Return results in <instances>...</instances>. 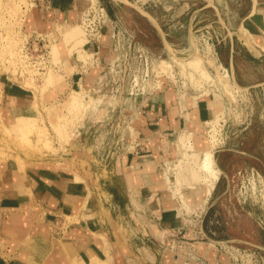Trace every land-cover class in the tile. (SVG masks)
Segmentation results:
<instances>
[{
	"label": "crops",
	"instance_id": "crops-1",
	"mask_svg": "<svg viewBox=\"0 0 264 264\" xmlns=\"http://www.w3.org/2000/svg\"><path fill=\"white\" fill-rule=\"evenodd\" d=\"M89 1L25 0L22 29L52 33L60 41L61 29L77 22ZM124 1L121 7L138 21L121 22L112 15L100 43L83 45L92 51L93 65L83 66L70 53L71 43H59L53 93L65 98L108 89L109 65L119 59L108 39L111 31L118 32L129 53L136 44L148 50L153 46L159 53L188 51V14L212 7L217 18L212 21V58L238 88L249 92L250 124L226 133L212 147L218 171L212 192L204 208L182 215L180 206L192 203L197 169L193 156L185 159L178 136L182 133L196 148L208 143L205 130L220 101L183 95L169 85L139 91L135 97L124 88L113 102L100 101L101 95L85 99L87 112L76 117L54 159L34 157L22 166L11 158L0 160V264H176L173 257L161 256L154 236L177 231L183 220H203L231 174L245 169L264 178V0H201L202 5L186 8L180 17L176 4L135 7ZM0 78L2 123L12 126L18 117H34L33 94L11 77ZM199 123L201 132H192ZM144 240L148 243L142 244Z\"/></svg>",
	"mask_w": 264,
	"mask_h": 264
},
{
	"label": "rangeland",
	"instance_id": "rangeland-1",
	"mask_svg": "<svg viewBox=\"0 0 264 264\" xmlns=\"http://www.w3.org/2000/svg\"><path fill=\"white\" fill-rule=\"evenodd\" d=\"M24 1L0 0V77H11L33 94L34 117H18L12 126H5L0 115V160L11 158L22 166L26 159L34 157L54 159V156L59 154L58 151H61V144L70 137V129L76 117H84L87 112L85 99L92 101L93 98L101 95L103 98L101 97L100 101L113 102L120 95V90L124 88L128 89V95L132 97H135L139 91L151 90L156 86L162 88L163 85L176 86L182 94L193 95L197 99L215 97L220 101V108L215 109L212 119L216 128L212 126L211 133L205 130V135L214 143L212 147L221 142L216 139L220 133L217 130L219 120L225 121L223 130L226 133L234 132L235 129L245 130L249 126L251 117L249 104L252 100L249 92L238 88L212 58L210 43L215 34L212 30V21L217 19L212 7L209 12L203 14L200 13L201 11H196L193 15L191 12L188 14L189 17L191 15L192 20V45L188 51L181 54L171 51L159 53L154 51L153 46H150L148 50L141 48L142 46L138 44L134 45L129 53L126 52L121 36L112 45L111 31L108 39L115 48L116 54L119 55V59L109 65L110 71L107 75L108 89L112 91H106L108 89L105 88L100 91L99 95L88 94V96L80 92L78 94L82 96V102L71 107L68 102L70 96L64 98L60 93L52 92L56 88V83L53 77L48 75L50 72L52 74L55 72L54 66L58 64L60 42L67 43L66 45L71 43V46H68L70 53H75L83 66L93 65L92 51L83 47L86 44V37L80 23L83 9L75 24L61 29V40L58 39L52 43L51 62L54 65L50 66V72L45 76L36 75L33 70L24 66L19 58L20 41L25 32L22 29L23 7L21 6ZM98 1L105 10L107 8L112 10L111 13L107 12L109 19L113 15L117 16L121 22L123 20L138 21L136 14L121 7L125 6L126 3L123 2L126 1ZM129 1L135 7L142 4L166 7L176 4L180 7L178 10H181L178 17L184 15L182 12H185L186 8L199 7L203 4L201 0ZM107 26L110 27V21ZM78 28L83 33L81 48L72 44L79 35ZM49 34L53 36L52 33ZM127 54V61L123 67L120 63H123ZM196 54L199 57L198 69L192 70L177 63L179 62L177 60H185ZM1 97L0 78V103ZM201 128L202 125L199 123L194 125L191 131L201 132ZM188 153L192 151L189 149ZM190 156L189 159H191ZM192 159L195 161L193 157ZM180 207L182 208L179 209L181 214L188 212L191 208L197 212V209L191 207L190 204L185 203ZM194 219L193 221L183 220V225L175 232L162 230L159 236L153 237L161 245L159 246L163 250L161 256L165 259L173 257L176 264H264V178L257 173L242 169L231 174L226 179L221 193L213 198V204L207 210L204 219L200 220V217H194ZM201 225L203 230H201ZM141 243H148V241L144 240ZM165 251L168 253H164Z\"/></svg>",
	"mask_w": 264,
	"mask_h": 264
},
{
	"label": "built area",
	"instance_id": "built-area-1",
	"mask_svg": "<svg viewBox=\"0 0 264 264\" xmlns=\"http://www.w3.org/2000/svg\"><path fill=\"white\" fill-rule=\"evenodd\" d=\"M108 22V14L104 6L98 0H90L88 5L82 10L80 16V23L86 37V43L98 45L101 40L102 31L108 25ZM118 37L117 31L111 32L112 45H114ZM55 41V38L50 36L49 33L37 31L23 32L19 46L20 61L38 75L45 70L46 66L52 67L54 65L51 62V45ZM144 59L146 61V55ZM212 126H215V124H209L208 133L213 131ZM224 126L225 121L219 120L217 130L220 133L216 139L221 142L226 134L225 130H223Z\"/></svg>",
	"mask_w": 264,
	"mask_h": 264
},
{
	"label": "bare ground",
	"instance_id": "bare-ground-1",
	"mask_svg": "<svg viewBox=\"0 0 264 264\" xmlns=\"http://www.w3.org/2000/svg\"><path fill=\"white\" fill-rule=\"evenodd\" d=\"M255 2V1H254ZM28 4V3H27ZM75 24V23H74ZM79 26V24H77ZM75 26V25H74ZM244 28V27H243ZM248 29V28H247ZM78 30V37H76L74 40H73V45H75L77 48L80 46V43H83V38H82V30L80 28L77 29ZM2 32V31H1ZM243 38V37H242ZM86 43V42H85ZM83 45V44H82ZM81 45V46H82ZM80 46V48H81ZM83 48V47H82ZM84 49V48H83ZM18 52V51H17ZM91 53V52H90ZM176 59V58H175ZM198 60H199V57L198 55H192L190 57H187L185 60H177L179 62L177 63H180L181 65H185L187 66L188 68L190 69H198L197 66H198ZM22 65V64H21ZM25 66V65H24ZM23 68V67H22ZM27 68V67H26ZM51 67H48L46 66L45 67V70L43 72H40L39 75H44L49 71ZM28 69V68H27ZM179 70V69H178ZM29 71V70H28ZM35 73V72H34ZM32 73V74H34ZM185 74V73H183ZM31 75V74H30ZM54 75V74H53ZM187 75V73H186ZM50 77H52V72H50V74L48 75ZM190 77V75H189ZM59 83V82H57ZM234 83V82H233ZM235 84V83H234ZM75 86V85H74ZM76 87V86H75ZM74 88V87H73ZM78 90V89H77ZM184 95V94H183ZM185 98V97H184ZM68 102L70 104L71 107L75 106V105H78L77 103H80L82 102V96L78 93H71L69 99H68ZM185 119V118H184ZM215 121V120H214ZM213 122V121H212ZM183 125V124H182ZM6 128V127H5ZM187 129V128H186ZM6 131L8 132V130L6 129ZM216 131V130H215ZM10 134V133H8ZM193 135V134H192ZM184 135L182 133L179 134L178 136V139H179V143L180 144V147L182 149H184L185 151V155L187 154V158H189V156H193V158L195 159L196 161V169H197V172L194 173V181L192 182V195H193V198H192V203L190 204L189 202L187 204H190L192 207H195V208H198V207H204L205 203L207 202V199L209 197V195L211 194L212 192V189L214 187V184L216 182V179L218 178V171L217 169L215 168L214 166V160H213V154H212V145L214 144L211 139H208V143H205V144H202L201 147L199 148H196L194 147V145H192L193 143H189V142H186L184 140ZM202 137V135H201ZM204 137V135H203ZM190 140V139H189ZM192 140V139H191ZM213 140V139H212ZM215 140V139H214ZM188 141V140H187ZM177 144V145H178ZM176 145V146H177ZM191 150L192 153H188V150ZM181 151V149H180ZM200 153V157L197 158L198 154ZM181 158V156H180ZM197 159L198 162H197ZM180 161V160H179ZM178 165V164H177ZM190 165V164H189ZM182 166V165H181ZM190 168L188 167V170ZM195 169V168H194ZM180 171V170H179ZM177 172V171H176ZM179 178L181 179L180 177V172H179ZM168 186V185H167ZM171 187V186H169ZM168 187V188H169ZM174 188V187H173ZM187 192V191H186ZM173 195V194H172ZM199 205H198V204ZM198 209H201V208H198ZM22 218V216H20ZM20 218V219H21ZM27 218V217H26ZM17 219L18 221H21V220H24V219ZM17 222V221H16ZM15 222V224H16ZM24 222V221H22ZM18 224V222H17ZM23 225V224H22ZM14 239V238H13ZM16 239V238H15ZM17 240V239H16Z\"/></svg>",
	"mask_w": 264,
	"mask_h": 264
}]
</instances>
